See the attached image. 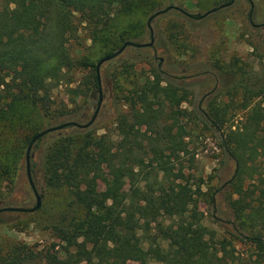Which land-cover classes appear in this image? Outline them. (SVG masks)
Returning a JSON list of instances; mask_svg holds the SVG:
<instances>
[{
	"label": "trees",
	"instance_id": "1",
	"mask_svg": "<svg viewBox=\"0 0 264 264\" xmlns=\"http://www.w3.org/2000/svg\"><path fill=\"white\" fill-rule=\"evenodd\" d=\"M134 1L2 0L0 116L16 99L35 100L48 80H61L64 70L73 67L67 44L77 31L76 13L88 24L102 26L114 9L127 10ZM97 64L84 66L93 69L92 88L100 91L107 77L101 78L100 87ZM163 74L157 70L143 84L128 90L127 96L123 95L121 106L130 109L117 121V130L123 135L120 140L114 141L106 134H87L76 147L70 137L52 145L44 170L45 185L67 187L81 209L68 226L56 227L64 243V256L59 251H36L19 244L11 254L0 255V262L264 264V236L251 232L264 221V202L256 201L252 192L244 188L242 171L247 159L264 156V107L254 105L247 122L223 139L224 148L239 163V174L232 182L238 195L231 204L236 221L227 234L219 236L205 224L204 212L195 198L202 183L182 166L181 155L188 149L178 129H183L180 117L191 115L181 107L187 94L180 93L181 88L172 83L162 86ZM251 92L264 98V88ZM73 93L79 95V90ZM206 117L216 130L223 127L218 110ZM142 125H146L145 131ZM38 133L30 137L28 145ZM47 135L32 145L33 173L38 166L35 151ZM103 174L113 183H135L130 188L101 187ZM258 195H264V188ZM214 201L212 197L211 205ZM3 212L0 224L4 223ZM238 243L247 249L241 251Z\"/></svg>",
	"mask_w": 264,
	"mask_h": 264
},
{
	"label": "rangeland",
	"instance_id": "2",
	"mask_svg": "<svg viewBox=\"0 0 264 264\" xmlns=\"http://www.w3.org/2000/svg\"><path fill=\"white\" fill-rule=\"evenodd\" d=\"M226 2L228 0H135L127 10L114 9L106 23L97 27L76 13L77 31L67 44L73 67L64 70L61 80H48L35 100L16 99L0 116V207H33L37 202L26 168L27 145L33 134L67 121L86 123L95 113L100 91L92 88L94 72L85 67V63L97 64L129 40L149 43L150 17L168 6L203 14ZM251 20L262 25H254ZM263 23L264 0H235L232 5L199 20L177 9L156 16L151 21L153 46H128L102 65L101 78L107 77V82L102 84L103 102L95 122L87 128L70 126L54 131L35 151L38 166L32 177L42 194V205L32 213H2L0 255L5 257L17 245L24 244L36 251H59L64 256L61 253L64 243L56 227L68 226L81 214V209L67 187L45 185L49 151L56 141L65 137L74 139L75 147L87 134H106L114 141L120 140L123 135L117 130V121L130 109L121 106L123 95L127 96L128 90L143 84L157 70L164 73L162 86L172 83L181 88L180 93L187 94L181 107L191 115L180 117L183 129H178L188 149L181 155L182 166L187 174L202 183L195 198L204 212L205 224L219 236L227 234L231 223L236 221L231 204L238 195L232 182L239 174V163L233 153L224 148L223 139L247 122L254 105L264 107V98L251 92L264 88ZM74 89L79 90V95H74ZM217 110L223 121L220 130L213 128L206 117ZM141 128L145 131L146 125ZM242 171L244 188L252 192L256 201L264 202V195H258L264 188V156L247 159ZM134 183L132 180L113 183L103 174L99 186L130 188ZM251 232L264 236V221ZM238 248L247 249L241 243Z\"/></svg>",
	"mask_w": 264,
	"mask_h": 264
},
{
	"label": "water",
	"instance_id": "3",
	"mask_svg": "<svg viewBox=\"0 0 264 264\" xmlns=\"http://www.w3.org/2000/svg\"><path fill=\"white\" fill-rule=\"evenodd\" d=\"M235 0H231L230 2H227V3H224V4H221L219 6H216L210 10H208L207 12L205 13H198V14H195V13H191V12H188L186 10H184L183 8L179 7V6H176V5H171V6H168L167 8L161 10V11H158L156 12L155 14H153L150 19H149V28H150V33H151V41L149 43H139V42H134V41H126L124 43V45L119 49L117 50L116 52H114L112 55H109V56H106L104 58H102L98 64H97V73H98V81H99V84H100V87H101V84H102V81H101V73H100V68L101 66L111 60L112 58L118 56L120 53H122L126 47L128 46H135V47H146V46H153L154 45V33L153 32V28H152V25H151V21L158 15H160L161 13H165V12H168L169 10L171 9H177L181 12H183L184 14H186L187 16H189L190 18H193V19H203L205 18L206 16H208L209 14L215 12V11H218L219 9H222L224 7H228L230 5H232L234 3ZM252 23L253 20H252ZM102 102H103V92H102V89H100V95H99V103H98V106L95 110V113L93 114L92 118L86 122V123H80V122H77V121H67V122H64L62 124H59V125H56V126H52V127H49V128H46L44 130H42L41 132H39L35 137L34 139L32 140V142L28 145V149H27V152H26V167H27V174H28V179H29V182H30V185L33 189V192L36 196V199H37V202H35L36 204L33 206V207H23V206H4V207H0V212L1 211H7V212H35L36 210H38L41 205H42V194L39 193L38 191V188L33 180V177H32V172H31V150L33 148L32 145H34L35 141L38 140L39 138L47 135L48 133H51V132H54V131H57V130H61V129H64V128H67V127H70V126H77V127H80V128H87L89 126H91L99 112H100V109H101V106H102Z\"/></svg>",
	"mask_w": 264,
	"mask_h": 264
},
{
	"label": "flooded vegetation",
	"instance_id": "4",
	"mask_svg": "<svg viewBox=\"0 0 264 264\" xmlns=\"http://www.w3.org/2000/svg\"><path fill=\"white\" fill-rule=\"evenodd\" d=\"M251 22H252V20H251ZM253 24H254V23H253ZM263 24H264V23H263ZM254 25H257V26H258V25H262V24H254Z\"/></svg>",
	"mask_w": 264,
	"mask_h": 264
}]
</instances>
